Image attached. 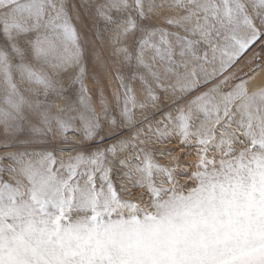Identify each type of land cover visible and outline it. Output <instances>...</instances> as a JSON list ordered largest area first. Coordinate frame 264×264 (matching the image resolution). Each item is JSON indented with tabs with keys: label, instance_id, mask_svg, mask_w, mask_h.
Segmentation results:
<instances>
[{
	"label": "snow or ice",
	"instance_id": "obj_1",
	"mask_svg": "<svg viewBox=\"0 0 264 264\" xmlns=\"http://www.w3.org/2000/svg\"><path fill=\"white\" fill-rule=\"evenodd\" d=\"M261 74L264 0H0V264H264Z\"/></svg>",
	"mask_w": 264,
	"mask_h": 264
},
{
	"label": "rangeland",
	"instance_id": "obj_2",
	"mask_svg": "<svg viewBox=\"0 0 264 264\" xmlns=\"http://www.w3.org/2000/svg\"><path fill=\"white\" fill-rule=\"evenodd\" d=\"M243 66V65H242ZM251 67V65H248L244 68L245 71L248 70V68ZM264 79V74H261L258 78H257V82H259V80ZM86 84H88V81L86 80ZM89 88H91V84H88Z\"/></svg>",
	"mask_w": 264,
	"mask_h": 264
}]
</instances>
